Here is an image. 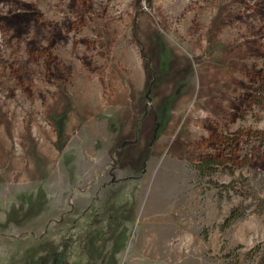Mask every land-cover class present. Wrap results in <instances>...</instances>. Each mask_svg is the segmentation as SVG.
I'll return each mask as SVG.
<instances>
[{"label":"rangeland","instance_id":"374dc122","mask_svg":"<svg viewBox=\"0 0 264 264\" xmlns=\"http://www.w3.org/2000/svg\"><path fill=\"white\" fill-rule=\"evenodd\" d=\"M27 1L0 14V264L264 261V0Z\"/></svg>","mask_w":264,"mask_h":264},{"label":"trees","instance_id":"16d2710c","mask_svg":"<svg viewBox=\"0 0 264 264\" xmlns=\"http://www.w3.org/2000/svg\"><path fill=\"white\" fill-rule=\"evenodd\" d=\"M218 155L219 156L206 155L204 157L199 158V160L195 163V169L198 172L199 177H203L206 175L207 176L212 175L213 173L217 171L220 165L224 164V161H222L221 159H222V155H225V154L220 155V152H219ZM227 186L228 185H224V187H227ZM244 210L245 208H242L241 210H238L237 208L230 209L229 213L223 219V226L230 225L234 220L237 219V217L241 216L244 213ZM263 263L264 261L260 260L258 264H263Z\"/></svg>","mask_w":264,"mask_h":264},{"label":"flooded vegetation","instance_id":"af4514ba","mask_svg":"<svg viewBox=\"0 0 264 264\" xmlns=\"http://www.w3.org/2000/svg\"><path fill=\"white\" fill-rule=\"evenodd\" d=\"M0 6L2 7H0V14H9L13 11L19 13H32L40 9L39 5L29 4L27 0H0Z\"/></svg>","mask_w":264,"mask_h":264}]
</instances>
